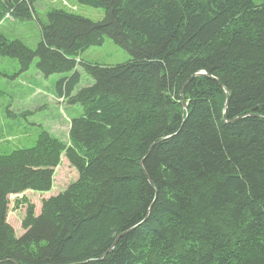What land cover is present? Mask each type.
<instances>
[{"label": "trees", "instance_id": "trees-1", "mask_svg": "<svg viewBox=\"0 0 264 264\" xmlns=\"http://www.w3.org/2000/svg\"><path fill=\"white\" fill-rule=\"evenodd\" d=\"M35 1L0 0V22ZM79 1L105 17L54 8L34 49L0 33L21 70L67 73L59 96L83 111L68 141L0 155V264H264V0ZM107 35L129 62L78 58ZM78 65L94 83L75 91ZM63 155L78 179L39 214L19 199L18 236L9 196L51 190Z\"/></svg>", "mask_w": 264, "mask_h": 264}, {"label": "rangeland", "instance_id": "rangeland-1", "mask_svg": "<svg viewBox=\"0 0 264 264\" xmlns=\"http://www.w3.org/2000/svg\"><path fill=\"white\" fill-rule=\"evenodd\" d=\"M34 6L36 16L32 19L5 17L0 22V33L8 40L20 39L34 49L41 40L38 19L47 22L48 12L54 8H64L96 21L105 17V8L83 4L79 0H36ZM78 58L86 63L112 65L129 62L132 55L107 35L103 43L87 48ZM37 63L38 58H35L28 70H21L17 57L0 52V155L35 145L42 130L68 141L71 120L83 113L81 105L70 104L59 96L57 81L67 73L44 76ZM78 70L81 81L75 91L94 83V78L82 65H78ZM78 176L76 167L63 155L51 190L28 189L11 194L8 221L17 235L21 236L25 231L22 221L28 206L24 202L18 203L19 199L25 198L34 203L39 214L45 198L63 191Z\"/></svg>", "mask_w": 264, "mask_h": 264}, {"label": "water", "instance_id": "water-1", "mask_svg": "<svg viewBox=\"0 0 264 264\" xmlns=\"http://www.w3.org/2000/svg\"><path fill=\"white\" fill-rule=\"evenodd\" d=\"M228 95H229V93H228V91H227V97H228ZM225 112H226V109H225ZM150 179V178H149ZM151 180V179H150Z\"/></svg>", "mask_w": 264, "mask_h": 264}, {"label": "crops", "instance_id": "crops-1", "mask_svg": "<svg viewBox=\"0 0 264 264\" xmlns=\"http://www.w3.org/2000/svg\"><path fill=\"white\" fill-rule=\"evenodd\" d=\"M68 136H69V134H68ZM60 193V192H59Z\"/></svg>", "mask_w": 264, "mask_h": 264}, {"label": "bare ground", "instance_id": "bare-ground-1", "mask_svg": "<svg viewBox=\"0 0 264 264\" xmlns=\"http://www.w3.org/2000/svg\"><path fill=\"white\" fill-rule=\"evenodd\" d=\"M264 119V118H263Z\"/></svg>", "mask_w": 264, "mask_h": 264}]
</instances>
